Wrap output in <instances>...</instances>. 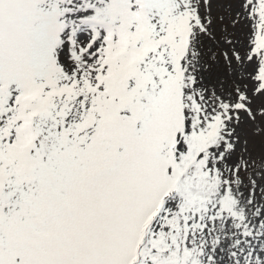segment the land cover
<instances>
[{"label":"snow or ice","instance_id":"obj_1","mask_svg":"<svg viewBox=\"0 0 264 264\" xmlns=\"http://www.w3.org/2000/svg\"><path fill=\"white\" fill-rule=\"evenodd\" d=\"M0 264H264V0H0Z\"/></svg>","mask_w":264,"mask_h":264}]
</instances>
